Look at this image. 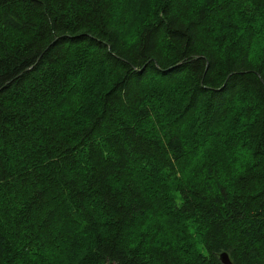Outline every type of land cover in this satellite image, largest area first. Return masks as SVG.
I'll use <instances>...</instances> for the list:
<instances>
[{
  "label": "trees",
  "instance_id": "trees-1",
  "mask_svg": "<svg viewBox=\"0 0 264 264\" xmlns=\"http://www.w3.org/2000/svg\"><path fill=\"white\" fill-rule=\"evenodd\" d=\"M134 2L0 0V264H264V0Z\"/></svg>",
  "mask_w": 264,
  "mask_h": 264
},
{
  "label": "rangeland",
  "instance_id": "rangeland-1",
  "mask_svg": "<svg viewBox=\"0 0 264 264\" xmlns=\"http://www.w3.org/2000/svg\"><path fill=\"white\" fill-rule=\"evenodd\" d=\"M151 0H135L133 5L130 7L127 16L122 24L121 27V34H122V40L126 43H131L136 40L137 35L139 33V30L141 28V25L143 23V18L145 15V12L150 4ZM240 17V16H238ZM240 22V21H239ZM252 24L254 27V22L248 21L244 25ZM241 25L242 28L238 27H229L227 25H223L222 21L220 19H213L211 23V28L213 30L212 38L213 42H216L218 44H224L225 47L229 43V38L233 35V33L237 30L241 31H247L250 29L248 26ZM260 34L264 35V28L261 27L259 29ZM259 41V40H257ZM256 41V42H257ZM108 80V74L103 71L101 74V80L100 82H106ZM235 116V115H234ZM234 116H232L223 126V131L229 129L233 126L234 122ZM86 246V244H85ZM82 251L84 253V249L82 248ZM82 253V254H83Z\"/></svg>",
  "mask_w": 264,
  "mask_h": 264
},
{
  "label": "water",
  "instance_id": "water-1",
  "mask_svg": "<svg viewBox=\"0 0 264 264\" xmlns=\"http://www.w3.org/2000/svg\"><path fill=\"white\" fill-rule=\"evenodd\" d=\"M220 263L221 264H231V262H230V260H229V258L227 257V255L226 254H222L221 256H220Z\"/></svg>",
  "mask_w": 264,
  "mask_h": 264
}]
</instances>
